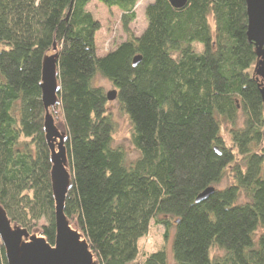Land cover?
<instances>
[{
  "label": "trees",
  "instance_id": "1",
  "mask_svg": "<svg viewBox=\"0 0 264 264\" xmlns=\"http://www.w3.org/2000/svg\"><path fill=\"white\" fill-rule=\"evenodd\" d=\"M91 1L0 0V205L7 216L53 245L40 82L55 43L54 116L67 132L72 180L64 212L99 263L169 264L164 248L140 255L138 241L154 224L165 237L174 230L173 264H264V102L245 1L187 0L176 9L152 0L136 37L129 26L139 0H96L121 12L126 35L103 57ZM97 75L116 90L128 118L131 162L113 146ZM225 178L229 185L218 188ZM0 264H7L1 243Z\"/></svg>",
  "mask_w": 264,
  "mask_h": 264
},
{
  "label": "water",
  "instance_id": "2",
  "mask_svg": "<svg viewBox=\"0 0 264 264\" xmlns=\"http://www.w3.org/2000/svg\"><path fill=\"white\" fill-rule=\"evenodd\" d=\"M246 4L247 32L249 42L254 44L257 65L254 78L264 102V0H244ZM172 7L180 9L187 0H169ZM57 45L42 60L41 103L44 110L43 133L50 162V187L54 203L55 239L53 245L46 241L39 229L28 231L12 222L0 205V243L7 264H100L91 251L79 228L65 215V201L72 186L65 141L67 132L61 120L54 117L59 106L60 84L57 71ZM139 58L134 59V64ZM107 101L117 97L116 90L105 95ZM214 188H208L197 198L202 202Z\"/></svg>",
  "mask_w": 264,
  "mask_h": 264
},
{
  "label": "rangeland",
  "instance_id": "3",
  "mask_svg": "<svg viewBox=\"0 0 264 264\" xmlns=\"http://www.w3.org/2000/svg\"><path fill=\"white\" fill-rule=\"evenodd\" d=\"M150 2H152V0H139L134 9L136 18L135 21L130 24L129 28L130 32L136 37L140 36L146 28L147 23L144 12L145 7ZM87 11H89L93 18L100 24V29L95 34V46L97 56L103 57L126 39V35L121 28V12L116 8L108 9L96 0H92L87 5ZM93 83L95 86L100 87L105 95L109 91L115 90L106 79L99 75L95 77ZM106 107L115 126L113 146L121 147L126 153V160L131 162L137 157V153L130 143L131 128L128 118L120 111L116 100L108 101ZM222 136L229 144L228 134L222 131ZM229 183L230 180L225 178L218 188H225ZM41 225H44V221L42 220L38 223V227ZM173 235L174 230L172 228L167 232L165 237V229L163 226L150 224L147 234L138 241L140 255L142 252L150 254L160 248H164L168 256L169 264H173L171 256Z\"/></svg>",
  "mask_w": 264,
  "mask_h": 264
}]
</instances>
